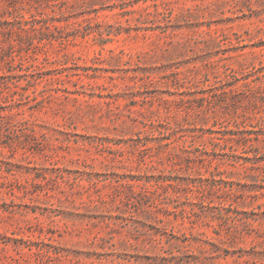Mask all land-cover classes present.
<instances>
[{
    "label": "rangeland",
    "instance_id": "obj_1",
    "mask_svg": "<svg viewBox=\"0 0 264 264\" xmlns=\"http://www.w3.org/2000/svg\"><path fill=\"white\" fill-rule=\"evenodd\" d=\"M0 264H264V0H0Z\"/></svg>",
    "mask_w": 264,
    "mask_h": 264
}]
</instances>
